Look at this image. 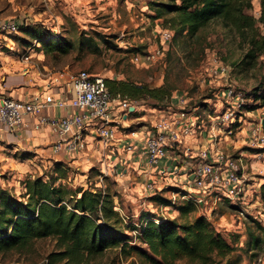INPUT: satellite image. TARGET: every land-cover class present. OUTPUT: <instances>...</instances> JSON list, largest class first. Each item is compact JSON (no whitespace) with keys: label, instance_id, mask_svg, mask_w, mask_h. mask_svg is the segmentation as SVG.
I'll return each mask as SVG.
<instances>
[{"label":"rangeland","instance_id":"obj_1","mask_svg":"<svg viewBox=\"0 0 264 264\" xmlns=\"http://www.w3.org/2000/svg\"><path fill=\"white\" fill-rule=\"evenodd\" d=\"M173 1L180 3L179 0ZM150 2L172 3L171 0H0V19H15L20 23V31L0 35V95H4L2 89L7 78L27 70L33 82L58 73L69 79L85 70L106 79L166 87L171 91V97L167 103H157V108L152 107L156 102L144 99L124 101L119 98L115 101L112 113H116V119L119 118L118 133L107 143L106 150L109 153L112 150L119 156L125 149L111 148L113 143H118L115 146L120 147L125 144L120 134L146 132L153 119L161 114V109L169 108L173 112L183 110L189 116L197 117V133L194 138H189L188 144L202 150H212L209 141L215 143L226 139L225 134L230 128L232 134L227 138L228 144L221 143L219 147L233 158H240L245 168L247 196L241 205L244 210L222 198L199 206L197 214L204 212L227 238L232 232L241 235L235 250L220 264H264V251L250 245L246 231L248 227L255 236H261L248 217L258 219L264 227V173L259 171L260 163L249 166L253 158L246 154L255 153L260 148L248 147L245 136H234L233 123L229 120L215 122V117L227 109L221 92L228 86L243 98L237 111V114H242L241 123L235 128H247L250 122L257 124L259 119L264 120V52L253 65L244 66L247 47L237 32L224 28L215 19L196 36L176 33L163 26L162 19L154 18L155 12L149 9ZM251 5L247 13L258 19L261 11L259 0H251ZM169 16L167 12L163 13L164 18ZM164 29L173 33L169 44L162 43L158 35V31ZM30 30H38L46 36L52 34L54 41L57 40L53 49L29 38L27 31ZM63 44H68V47ZM63 46L65 50L62 51L60 48ZM215 65L225 67V74L215 76L209 72L210 67ZM121 106L125 108L119 112L118 107ZM127 106L133 107L135 113H129ZM251 108L255 109L247 111ZM124 114L128 118L126 124L121 120ZM211 133L215 136L212 137ZM242 138L235 147L233 141ZM93 140L97 142L95 138ZM26 156L15 159L8 166L0 164V190L5 189L18 196L24 192L23 182L28 177L42 176L47 179L46 176H52L53 164L50 163L49 167L41 163L34 165L24 160ZM82 161L83 158L79 164L69 167L68 185L71 187L104 190L108 185L111 193H115L113 200L117 211L137 225L142 212L149 213L148 216L155 222L160 217H176L181 221L174 207H162L150 199L154 193L166 191L160 196L170 200L176 193L168 189H184L187 183L182 171L176 170L175 176L152 175L150 180L154 183V190L145 191L147 181L139 178L138 173L129 170L125 164L117 162L115 166H110L112 170L100 171L98 163H91V168L90 164ZM123 169L127 172L122 173ZM53 251L55 240L47 237L36 240L26 251L0 254V264H48L47 257ZM96 263L141 264V260L134 254L125 258L119 250L112 249L97 258ZM175 264L198 263L182 259Z\"/></svg>","mask_w":264,"mask_h":264},{"label":"trees","instance_id":"obj_2","mask_svg":"<svg viewBox=\"0 0 264 264\" xmlns=\"http://www.w3.org/2000/svg\"><path fill=\"white\" fill-rule=\"evenodd\" d=\"M171 1L149 3V9L155 12L154 18L162 19L163 26L193 37L217 19L224 28L234 30L243 38L247 47L244 66L250 67L263 54L264 0H259L258 19L247 13L252 7L251 0H179V4ZM164 12L170 16L164 18ZM43 34L38 30L27 31L29 38L52 50L57 40L50 33ZM64 46L60 48L62 51ZM104 80L112 96L124 101H154L152 107L157 108V103H167L171 97V91L164 86ZM129 113L134 114L135 110ZM237 124L236 121L233 128ZM68 170L66 164L55 162L52 176L28 177L20 195L0 190V254L26 251L36 240L51 237L55 240V251L48 255V264H97L96 259L112 249L119 250L125 258L137 255L141 264H175L182 259L198 264H220L235 250L241 238L233 232L228 234L229 238L224 236L204 212L197 214L199 207L193 201L184 200L176 205L162 198L160 195L166 191L154 193L150 201L162 207H174L181 221L176 217H160L155 222L149 213L142 212L137 225L117 211L115 193H111L108 185L104 190L73 188L68 185ZM248 219L261 233L255 236L246 227L250 245L264 251V227L258 219Z\"/></svg>","mask_w":264,"mask_h":264},{"label":"built area","instance_id":"obj_3","mask_svg":"<svg viewBox=\"0 0 264 264\" xmlns=\"http://www.w3.org/2000/svg\"><path fill=\"white\" fill-rule=\"evenodd\" d=\"M19 27L20 23L15 19H0V35L17 32ZM158 35L162 43L169 44L173 33L164 29L158 31ZM209 72L215 76L224 75L226 68L215 65L210 67ZM68 84L70 98L66 102L59 101L57 104L60 106L68 104L71 110L60 117L42 114L43 109L53 107L55 104L50 97L45 100H41L40 97L26 100L9 96L1 97L0 128L12 132L17 127L28 126L29 123H32L33 130L48 126L56 136L52 145L54 153L79 151L83 147L82 134L89 128L93 139L103 141L108 146L107 143L113 137L112 126L115 121V115L113 116L112 113L113 102L119 101V97L112 96L102 76L93 75L85 70L72 75ZM221 97L227 103V109L223 114L215 117V122L223 123L229 120L233 124L236 121L241 123L242 114L237 115L243 100L241 94L228 86L221 92ZM195 120L197 117H191L183 110L176 112L163 110L153 119L149 129L150 134L144 140L125 142L122 147L128 153L138 154L146 165L155 167L153 176H175L178 172L176 170L182 171L187 184L184 189L174 192L176 194L171 197V203L191 200L199 207L208 201L223 198L229 204L244 210L241 205L247 196V184L241 159L233 158L223 152L219 147V141L215 143L209 141L212 144V150H202L197 146L194 147L193 144L189 145V138H194V134L197 133L195 129L198 123ZM262 120L259 119L257 124L250 122L247 128L244 126L234 128L237 131H244V134L246 132L245 142L248 147L260 148L256 151L258 154L255 160L249 164L252 166L254 163H260V173H264ZM231 134L232 130L229 128L225 134L226 138H230ZM211 135L215 136L213 133ZM164 159L170 162L168 167H158ZM144 189L153 191V181L148 180ZM136 234L137 232L134 231L133 235Z\"/></svg>","mask_w":264,"mask_h":264},{"label":"crops","instance_id":"obj_4","mask_svg":"<svg viewBox=\"0 0 264 264\" xmlns=\"http://www.w3.org/2000/svg\"><path fill=\"white\" fill-rule=\"evenodd\" d=\"M30 71L22 72L20 74H14L10 79L7 78L4 83V95H0L1 97L9 96L15 99H33L34 97H40L41 100H45L47 97H50L52 101H54L53 107H49L47 109L42 110L43 115L60 117L68 112H70L71 108L68 104L58 105L59 101H67L70 98L69 92V79H65L63 74H54L47 75L44 78H40L38 81H31L32 75H29ZM55 75H58L57 78H54ZM115 104V102H113ZM125 108V107H124ZM124 108L118 107V111L122 112ZM130 107H128L129 109ZM116 113H113V116ZM115 121L113 123V135L118 133L119 121L114 118ZM127 115H121V120L124 124H126ZM32 123H29L28 126H20L17 127L12 132H8L2 127L0 128V164L2 166L11 165L15 159H22L24 155H27L24 159L26 162L31 164L41 163L44 166L49 167V164H54L55 162H62L71 168L72 164H79L81 158H83L82 163L87 165L91 163L100 165V171H104L105 169H110V166H115L117 162L125 164L129 170L137 172L144 181H148L152 178V173H155V167L148 166L144 163V160L136 154V153H128L125 150L122 153L115 155V153L111 150L109 153L106 150V145L103 141L94 142L90 133L92 131L87 129L82 134V145L83 147L74 153L67 152H59L54 153L52 151V145L56 140V136L51 132L50 127L41 126L38 129H31ZM120 134V133H119ZM150 134V130L138 131V132H130L126 134H120V138L125 140V142H134V141H142ZM234 136H239V138L244 137V131L235 130ZM242 139L237 141H233V144L236 145L240 143ZM127 140V141H126ZM228 144V139H224L219 142L220 144ZM118 144V143H114ZM115 146L111 149H123L122 147ZM196 147V146H194ZM197 148H199L197 146ZM125 151V152H124ZM26 152V153H25ZM249 156L253 159L257 156V152L250 153ZM170 162L167 159L161 161L158 167L165 166L168 167ZM112 170V169H110ZM127 172V169H123L122 173ZM147 196V195H146Z\"/></svg>","mask_w":264,"mask_h":264},{"label":"water","instance_id":"obj_5","mask_svg":"<svg viewBox=\"0 0 264 264\" xmlns=\"http://www.w3.org/2000/svg\"><path fill=\"white\" fill-rule=\"evenodd\" d=\"M133 109H134L133 107H130V108H129V111L131 112V111H133ZM262 126H263V128H264V120H262ZM191 178H192V177H191ZM191 178H190V179H191Z\"/></svg>","mask_w":264,"mask_h":264}]
</instances>
